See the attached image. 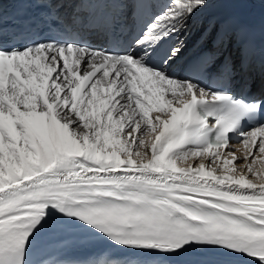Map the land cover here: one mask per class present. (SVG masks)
Wrapping results in <instances>:
<instances>
[{
  "label": "snow or ice",
  "instance_id": "snow-or-ice-1",
  "mask_svg": "<svg viewBox=\"0 0 264 264\" xmlns=\"http://www.w3.org/2000/svg\"><path fill=\"white\" fill-rule=\"evenodd\" d=\"M4 2L0 264H264V0Z\"/></svg>",
  "mask_w": 264,
  "mask_h": 264
},
{
  "label": "bare ground",
  "instance_id": "bare-ground-1",
  "mask_svg": "<svg viewBox=\"0 0 264 264\" xmlns=\"http://www.w3.org/2000/svg\"><path fill=\"white\" fill-rule=\"evenodd\" d=\"M238 147H239L240 150L237 151L236 155H237V156H240V155L242 154V152L244 151V149H243V145H242V144L238 145ZM188 163H190V161H189ZM257 165H258V167H259V164H257ZM179 166H185V165L181 164V165H179Z\"/></svg>",
  "mask_w": 264,
  "mask_h": 264
},
{
  "label": "rangeland",
  "instance_id": "rangeland-1",
  "mask_svg": "<svg viewBox=\"0 0 264 264\" xmlns=\"http://www.w3.org/2000/svg\"><path fill=\"white\" fill-rule=\"evenodd\" d=\"M190 163H192V161H190ZM257 164H259V162ZM257 167H258V165H257Z\"/></svg>",
  "mask_w": 264,
  "mask_h": 264
}]
</instances>
